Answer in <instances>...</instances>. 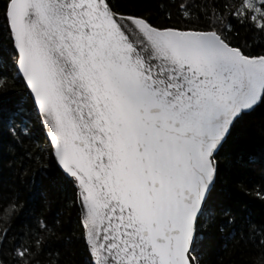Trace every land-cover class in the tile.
Listing matches in <instances>:
<instances>
[{
    "label": "snow or ice",
    "instance_id": "1",
    "mask_svg": "<svg viewBox=\"0 0 264 264\" xmlns=\"http://www.w3.org/2000/svg\"><path fill=\"white\" fill-rule=\"evenodd\" d=\"M259 109L264 0H0V158L53 162L83 264H206ZM33 120L46 149L28 152ZM26 211L0 201V264H63L47 223L17 230ZM242 239L264 264V225Z\"/></svg>",
    "mask_w": 264,
    "mask_h": 264
},
{
    "label": "trees",
    "instance_id": "2",
    "mask_svg": "<svg viewBox=\"0 0 264 264\" xmlns=\"http://www.w3.org/2000/svg\"><path fill=\"white\" fill-rule=\"evenodd\" d=\"M32 136L23 147L28 152L46 149L39 124L33 120ZM244 143L238 158L223 179L231 194L226 207L233 210L234 223L222 229L221 217L210 231L203 247L206 264H249L254 251L242 239L249 225H264V202L254 189L264 185L260 159L264 154V109L248 116L243 125ZM23 165V168L21 166ZM49 177L37 175V166L22 159L19 151L6 150L0 158V201L18 199L27 211L19 224L28 225L42 220L53 229L49 246L58 250L63 264H83L82 245L76 232V211L71 203V191L56 178L52 161L48 162Z\"/></svg>",
    "mask_w": 264,
    "mask_h": 264
}]
</instances>
